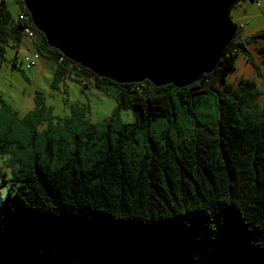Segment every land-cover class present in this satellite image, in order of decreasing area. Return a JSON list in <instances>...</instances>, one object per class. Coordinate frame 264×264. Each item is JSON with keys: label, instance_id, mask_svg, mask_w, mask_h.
Segmentation results:
<instances>
[{"label": "trees", "instance_id": "16d2710c", "mask_svg": "<svg viewBox=\"0 0 264 264\" xmlns=\"http://www.w3.org/2000/svg\"><path fill=\"white\" fill-rule=\"evenodd\" d=\"M7 17L0 6V22ZM25 31L16 22L8 35ZM255 39L264 31L236 35L214 72L180 90L114 84L37 40L53 60L54 81L73 76L109 93L136 123L120 125L115 136L93 129L89 146L77 137L52 170L28 161L12 171L0 197V264H264V105L254 81L227 82L239 53L250 61ZM257 52L264 63V45ZM209 92L217 118L202 124L193 110ZM178 107L194 118L189 136L176 130L154 139L150 124L175 122ZM44 147L52 157L53 143ZM83 149L92 156L82 159Z\"/></svg>", "mask_w": 264, "mask_h": 264}, {"label": "rangeland", "instance_id": "374dc122", "mask_svg": "<svg viewBox=\"0 0 264 264\" xmlns=\"http://www.w3.org/2000/svg\"><path fill=\"white\" fill-rule=\"evenodd\" d=\"M17 0H0V6L8 17L0 22V145H5L0 153V197L8 192L12 171L34 162L44 166L49 163L52 170L62 163L74 149L76 138L89 146L95 140L93 129L101 131L110 128L111 134L120 125L136 123V115L130 108L121 106L109 93L90 86L84 88L79 79L66 76L54 81L53 66L47 55L39 49V42L33 44L21 34L8 35L16 26L20 13ZM20 6L21 3H20ZM230 20L235 26L236 35L244 39L264 31V0H241L229 10ZM25 37H28L25 35ZM264 45V39H255L248 45L250 61L243 52L236 58L234 70L227 76V82L234 84L240 79L254 81L261 96L258 104L264 105V63L257 49ZM37 46L39 59L30 69L21 61L30 55ZM84 82V81H82ZM81 84V85H80ZM215 94L203 96L193 110L195 118L202 124L216 121ZM176 121L168 122L159 118L150 124L154 139L161 138L176 130L188 137L194 118L178 107ZM177 128V129H176ZM144 131L137 130V142L143 147ZM53 143L52 157L43 150L46 141ZM94 150H80L81 158L92 156ZM20 159L19 162H17Z\"/></svg>", "mask_w": 264, "mask_h": 264}, {"label": "water", "instance_id": "95a60500", "mask_svg": "<svg viewBox=\"0 0 264 264\" xmlns=\"http://www.w3.org/2000/svg\"><path fill=\"white\" fill-rule=\"evenodd\" d=\"M241 0H23L49 48L114 84L186 89L215 71Z\"/></svg>", "mask_w": 264, "mask_h": 264}, {"label": "built area", "instance_id": "2783aa9c", "mask_svg": "<svg viewBox=\"0 0 264 264\" xmlns=\"http://www.w3.org/2000/svg\"><path fill=\"white\" fill-rule=\"evenodd\" d=\"M19 3V8H20V13L18 15V17L16 18V22L20 25V26H25L27 29H29V32H28V37H25L23 36L26 40L32 42L33 44H35V42L37 40H39V42L43 41L41 40L39 34H38V31L35 29L34 26H30L29 24L25 23V18H23V7L20 6V3H21V0H17ZM39 55H38V52L36 49H34V51L26 56L23 61H21L24 65V67L26 69H30L32 68L33 66H35V63L37 62V60L39 59ZM54 68H53V73H54Z\"/></svg>", "mask_w": 264, "mask_h": 264}, {"label": "bare ground", "instance_id": "6f19581e", "mask_svg": "<svg viewBox=\"0 0 264 264\" xmlns=\"http://www.w3.org/2000/svg\"><path fill=\"white\" fill-rule=\"evenodd\" d=\"M23 0H21V5H22V7L24 8V6H23ZM25 9V8H24ZM23 18H25V23H27V24H29L30 26H33V24H32V22H31V20H30V15L25 11V10H23ZM28 32H29V29H27L26 28V31H25V34H27L28 35ZM67 59V58H66ZM74 64V63H73ZM77 65V64H76ZM79 66V65H78ZM79 67H81V66H79ZM83 69V68H82ZM90 72V71H89ZM95 75V74H94ZM141 84V83H140ZM82 85H83V83H82Z\"/></svg>", "mask_w": 264, "mask_h": 264}, {"label": "snow or ice", "instance_id": "6c2138e0", "mask_svg": "<svg viewBox=\"0 0 264 264\" xmlns=\"http://www.w3.org/2000/svg\"><path fill=\"white\" fill-rule=\"evenodd\" d=\"M230 242V235L228 232L222 230V243L226 246Z\"/></svg>", "mask_w": 264, "mask_h": 264}, {"label": "crops", "instance_id": "0c3cea01", "mask_svg": "<svg viewBox=\"0 0 264 264\" xmlns=\"http://www.w3.org/2000/svg\"><path fill=\"white\" fill-rule=\"evenodd\" d=\"M51 63H52V61H51ZM52 66H53V63H52ZM53 77H54V75H53ZM53 77L51 78L52 79V84L54 83V80H53ZM66 77V76H65ZM64 77H62V78H60V79H63ZM55 79V78H54ZM59 79V80H60ZM59 80H57V81H59Z\"/></svg>", "mask_w": 264, "mask_h": 264}, {"label": "clouds", "instance_id": "9594fccd", "mask_svg": "<svg viewBox=\"0 0 264 264\" xmlns=\"http://www.w3.org/2000/svg\"><path fill=\"white\" fill-rule=\"evenodd\" d=\"M35 49V48H34ZM54 74V73H53Z\"/></svg>", "mask_w": 264, "mask_h": 264}]
</instances>
